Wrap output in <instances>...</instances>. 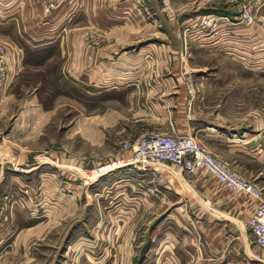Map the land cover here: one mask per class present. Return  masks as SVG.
Segmentation results:
<instances>
[{"label": "crops", "instance_id": "crops-1", "mask_svg": "<svg viewBox=\"0 0 264 264\" xmlns=\"http://www.w3.org/2000/svg\"><path fill=\"white\" fill-rule=\"evenodd\" d=\"M40 2L0 0V43L4 46L10 79V90L2 97L3 102L15 100L16 94L11 88L20 80L22 71L44 72L48 68L49 77L52 75L63 81L66 87L64 90L57 88L51 101L79 100L82 107L96 110L92 123L87 116H82L80 134L99 143L104 134L105 101L115 99V95L122 93L130 101H145L150 108L168 98L171 92L175 99L191 98L192 124L181 128L191 130L216 158L254 182L264 194V113L258 109L233 111L234 96L230 92L234 83L230 78L180 76L185 67L195 73L207 65L186 62L190 50L193 55L210 56L216 65L225 64L228 58L245 70H264V60L252 64L239 60L245 55L264 53V0L257 1L255 19L247 26L234 23L236 9L228 0L182 3L176 7V12L193 14L192 19H183L195 21L208 10L207 14L228 18V21L216 18L215 29L198 35L194 33L184 43L173 29L152 27L148 22V0H67L47 15L41 10ZM26 50L33 55L43 54L41 61H32L39 60V56L26 60ZM38 84L39 81L34 86ZM110 95L112 98H106ZM29 99L33 104L25 106L23 117H30L31 110L32 132L36 134L53 114L54 106L43 109L40 94L35 90ZM21 128L23 132L26 129ZM171 130L187 133L178 127ZM150 132L159 131L151 129ZM104 156L103 151L96 152L89 161L97 164ZM50 160L43 162L49 164ZM61 160L71 165L89 162L73 157ZM138 173L146 174L145 171ZM54 177L42 174L38 181H52ZM165 177L162 184L156 185V193L153 186L148 185V197L152 194L164 197L168 190L166 182L172 181L178 186L181 182L186 184L179 172ZM13 179L17 176L13 175ZM114 181L113 184L121 186L126 180ZM191 182L197 186L191 207L180 209L177 219V225L184 229H179L180 235L171 241H162L167 247L163 258L169 264H264V248L254 245L245 226L254 201L241 194H231L212 176L199 177L196 173ZM137 190L147 194V190ZM9 195L11 201L6 203ZM202 197L207 199L201 200ZM206 202L210 205L203 206ZM55 213L47 207L38 216L28 214L3 185L0 191V264H60L57 257L59 222ZM184 213L192 215L190 221L181 215Z\"/></svg>", "mask_w": 264, "mask_h": 264}, {"label": "rangeland", "instance_id": "rangeland-1", "mask_svg": "<svg viewBox=\"0 0 264 264\" xmlns=\"http://www.w3.org/2000/svg\"><path fill=\"white\" fill-rule=\"evenodd\" d=\"M171 1L174 18H169L161 9L159 0H148V22L153 28L175 31L180 22L183 25L191 22L189 19H192V12L178 14L175 9L192 0ZM40 8L43 11L41 6ZM209 12L210 10L206 14ZM42 55L25 51L26 60L40 57L37 61L32 60L34 62H40ZM186 60L190 65H207L195 73L185 67L181 77L230 78L234 83L230 92L234 96L233 111L258 109L264 113V70H245L228 58L223 60L225 64L221 62L222 64L216 65V61L210 59V56L193 55L191 50ZM239 60L243 64L261 62L264 60V53L250 57L245 55ZM8 81L10 79L6 76L0 82V191L6 185V191L30 215L38 216L47 207L54 209L59 222L57 228L60 244L57 257L60 264H169L163 258L167 247L162 245V241H171L180 235L179 229H184L177 225V219L180 217L179 211L191 207L193 192L197 189L191 178L196 173L199 177L211 175L205 171L188 173L174 170L175 174L179 172L184 176L186 184L181 182L178 186L172 181L166 182L168 190L164 197L159 194L148 197V185L153 186V192L156 193V185L162 184L157 183L148 170L115 168L98 176L90 173L97 165L113 159L123 141L146 134L151 129L166 134L194 136L188 128H181L192 124V99H175L171 92L168 98L161 103H154L155 107L150 108L145 101H130L122 93L115 95V99L105 101L104 134L97 143L80 134L82 116H87L91 122L96 110L82 107L79 100L57 103L51 101L57 88L64 90L66 87L63 81L56 80L52 75L49 77L48 68L44 72L29 69L22 71L20 80L11 88L16 94L13 102L2 100L10 90ZM38 81L39 84L34 86ZM34 90L40 94L43 109L54 106L53 114L41 124L36 134L32 132L34 123L31 110L30 117H23L25 106L33 104L29 97ZM236 96L240 98L236 99ZM241 98L244 100H240ZM248 120L252 121L251 118ZM21 126L26 128L24 132L20 130ZM172 127H178L187 133L173 132ZM101 151L105 156L99 163L89 161L96 152ZM53 157L56 161L52 160ZM69 157L89 162L80 165L64 164L65 161L61 158ZM46 159H51L49 164L43 162ZM139 171L146 172L143 175L146 182ZM42 174L55 177L52 181H38V176ZM13 175L17 179H13ZM118 178L125 179V184H113ZM136 188L147 190V194L136 191ZM203 199L207 198L202 197L201 200ZM5 201H11L10 195ZM204 204L202 205H210L208 202ZM181 215L188 221L192 216L189 213ZM81 237L85 240L82 241Z\"/></svg>", "mask_w": 264, "mask_h": 264}, {"label": "built area", "instance_id": "built-area-1", "mask_svg": "<svg viewBox=\"0 0 264 264\" xmlns=\"http://www.w3.org/2000/svg\"><path fill=\"white\" fill-rule=\"evenodd\" d=\"M67 0H41L44 13H49L60 3ZM236 9L234 23L249 25L255 19L258 0H228ZM161 9L169 18H174V11L168 0H159ZM216 18L228 21L227 16L213 14L201 15L199 19L188 24L181 22L175 29V35L184 43L194 33L206 32L216 28ZM190 27L192 29H190ZM95 42V39H92ZM6 63L4 46L0 43V82L6 79ZM115 168L132 170L138 168L150 171L157 183H163L167 175L174 170L184 172L205 171L216 179L231 194H241L254 201L252 212L245 226L254 245L264 248V194L254 182L233 171L225 161L216 158L204 143L190 134H166L150 132L134 139L123 141L117 155L93 169V175L98 176ZM90 175H92L90 173Z\"/></svg>", "mask_w": 264, "mask_h": 264}, {"label": "bare ground", "instance_id": "bare-ground-1", "mask_svg": "<svg viewBox=\"0 0 264 264\" xmlns=\"http://www.w3.org/2000/svg\"><path fill=\"white\" fill-rule=\"evenodd\" d=\"M91 174L93 175V171L91 170Z\"/></svg>", "mask_w": 264, "mask_h": 264}, {"label": "trees", "instance_id": "trees-1", "mask_svg": "<svg viewBox=\"0 0 264 264\" xmlns=\"http://www.w3.org/2000/svg\"><path fill=\"white\" fill-rule=\"evenodd\" d=\"M19 44H22V43H19ZM26 48H27V46H26ZM27 51V50H26Z\"/></svg>", "mask_w": 264, "mask_h": 264}]
</instances>
